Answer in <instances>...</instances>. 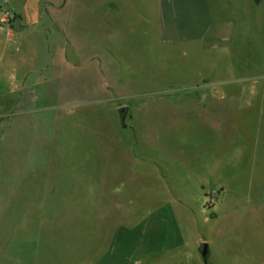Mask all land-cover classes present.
<instances>
[{
  "label": "rangeland",
  "instance_id": "rangeland-1",
  "mask_svg": "<svg viewBox=\"0 0 264 264\" xmlns=\"http://www.w3.org/2000/svg\"><path fill=\"white\" fill-rule=\"evenodd\" d=\"M208 6L235 24L226 48L148 43L142 19L123 27L136 42L120 46L109 92L24 93L45 121V155L0 146V264H93L118 226L169 196L217 252L209 264H264V0Z\"/></svg>",
  "mask_w": 264,
  "mask_h": 264
},
{
  "label": "crops",
  "instance_id": "crops-1",
  "mask_svg": "<svg viewBox=\"0 0 264 264\" xmlns=\"http://www.w3.org/2000/svg\"><path fill=\"white\" fill-rule=\"evenodd\" d=\"M126 1L0 0V146L11 148L15 140L23 156L43 158L44 144L39 148L38 142L45 137V121L37 118V101L32 109L25 107L24 93L109 92L125 66L120 46L128 39L136 42L133 36H124L126 25L136 29L143 19L148 43L159 39L163 45L201 44L209 51L229 46L234 34V23L212 19L208 0H132L131 10ZM5 11L14 12L19 20L4 18ZM45 60L53 61V69ZM133 89L144 91L141 84ZM257 90L253 86L252 95ZM141 96L135 95L133 102ZM35 112L36 117L29 118ZM18 122L25 126L14 137ZM29 139L37 146L26 151ZM29 167L24 162L20 170ZM149 203L154 206L139 212L134 224L115 229L93 264H205L200 246L207 240L189 207L179 206L183 199L169 196ZM209 245L211 260L217 252Z\"/></svg>",
  "mask_w": 264,
  "mask_h": 264
},
{
  "label": "water",
  "instance_id": "water-1",
  "mask_svg": "<svg viewBox=\"0 0 264 264\" xmlns=\"http://www.w3.org/2000/svg\"><path fill=\"white\" fill-rule=\"evenodd\" d=\"M257 4H259L261 2V0H254ZM122 119H124L123 114H121ZM200 253L202 255L203 261L205 264H209V260L211 257V248L209 243L204 242L201 244L200 246Z\"/></svg>",
  "mask_w": 264,
  "mask_h": 264
},
{
  "label": "built area",
  "instance_id": "built-area-1",
  "mask_svg": "<svg viewBox=\"0 0 264 264\" xmlns=\"http://www.w3.org/2000/svg\"><path fill=\"white\" fill-rule=\"evenodd\" d=\"M3 16H4V18H6L8 20H13L14 21L15 15L11 11H5L3 13Z\"/></svg>",
  "mask_w": 264,
  "mask_h": 264
}]
</instances>
